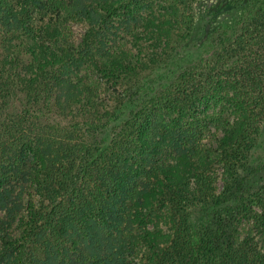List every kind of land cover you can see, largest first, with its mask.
I'll list each match as a JSON object with an SVG mask.
<instances>
[{"label":"trees","instance_id":"16d2710c","mask_svg":"<svg viewBox=\"0 0 264 264\" xmlns=\"http://www.w3.org/2000/svg\"><path fill=\"white\" fill-rule=\"evenodd\" d=\"M199 1L0 0V264H264V0Z\"/></svg>","mask_w":264,"mask_h":264},{"label":"rangeland","instance_id":"374dc122","mask_svg":"<svg viewBox=\"0 0 264 264\" xmlns=\"http://www.w3.org/2000/svg\"><path fill=\"white\" fill-rule=\"evenodd\" d=\"M215 0H200L197 4V15L200 16V14L202 13V9L208 5H211L213 4ZM73 37L76 41H78L81 36H82V33H83V26L81 25H74L73 26ZM259 141H260V145L262 146L263 150H258L257 152V157H256V160H260L261 159V156H262V165H264V154H262L261 152H264V132L262 134V136L259 138ZM263 174H264V170H263Z\"/></svg>","mask_w":264,"mask_h":264}]
</instances>
